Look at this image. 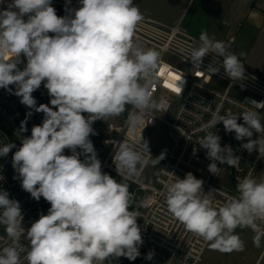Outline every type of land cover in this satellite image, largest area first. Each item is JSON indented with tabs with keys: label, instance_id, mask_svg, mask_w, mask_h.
Returning <instances> with one entry per match:
<instances>
[{
	"label": "clouds",
	"instance_id": "clouds-1",
	"mask_svg": "<svg viewBox=\"0 0 264 264\" xmlns=\"http://www.w3.org/2000/svg\"><path fill=\"white\" fill-rule=\"evenodd\" d=\"M70 3L66 0L63 16L57 15L52 0H11L0 9V89L19 97L29 109L18 134L28 131L27 121L34 112L43 113L42 122L32 126L18 148L15 143L0 145V157L15 148L12 167L22 189L36 201L43 198L50 204L47 214L41 213L26 229L19 201L0 190V225L10 241L0 248V264H112L119 257L135 261L141 255L144 241L138 213L130 210L132 194L126 183L102 171L89 137L96 134L95 121L119 117L128 106V126L134 133L146 112L167 107L153 98L159 77L170 76L165 86L182 95L183 75H174L169 65H162L159 51L136 43V30L144 17L134 0H79L78 8L68 7ZM199 40L190 53L194 68L200 69L203 59L214 53L222 62L213 57L206 70L211 77L223 68L233 83L245 79L240 60L244 53L228 51L223 41L206 31ZM21 54L26 58L22 70L18 67ZM42 83L50 101L37 105L33 93ZM251 104L264 103L252 100ZM218 113L219 109L202 129L222 123L237 141L247 138L243 149L264 157V123L258 112ZM240 116L243 123H238ZM254 133L259 134L257 139H252ZM220 140L212 131L198 141L212 161L208 171L214 175L220 170L217 161L234 168L240 163L231 146L222 147ZM142 142L147 157L127 141L119 142L113 156L118 175H135L138 165L150 162L149 143L143 138ZM66 149L70 154H65ZM164 158L162 152L151 162ZM236 179L238 196L217 205L202 195L204 181L188 172L166 185L168 212L214 251H243L244 241L236 229L245 227L255 232L253 244L260 247L264 180L257 181L251 173ZM152 257L149 252L145 258Z\"/></svg>",
	"mask_w": 264,
	"mask_h": 264
},
{
	"label": "built area",
	"instance_id": "built-area-1",
	"mask_svg": "<svg viewBox=\"0 0 264 264\" xmlns=\"http://www.w3.org/2000/svg\"><path fill=\"white\" fill-rule=\"evenodd\" d=\"M10 2L11 0H4V3L0 4V9L5 8ZM65 4L66 0H52L53 6H65ZM68 7H80L79 0H71ZM143 17L136 30V43L144 49L154 48L159 51L162 65H169V70L174 75H183L182 95L175 94L165 86V82L171 79L170 76L167 74L160 76L159 82L155 85L153 98L158 102L163 101L167 107L146 112L143 122L137 125L134 133L130 132L128 126L131 107L123 119L112 120L106 117L103 125L104 137L94 147L97 153L103 155L101 163L103 172L114 174L134 185V189L130 190L133 197L131 206L132 210L138 213V224L142 229L144 241L142 250L145 256L149 252L153 253L152 259H147L148 264H200L210 244L187 231L168 212L165 201L166 185L177 178L183 179L186 173L191 172L196 178L204 181L205 193L202 195H208L215 204L220 205L229 197L238 196L237 176L243 179L251 173L252 178L257 181L262 180L260 170L264 157H259L256 150L249 153L241 147L242 143L247 142V138L237 141L235 133H226L222 123L208 129H202V125L207 124L212 114L218 109L219 115L239 116L248 110H254L260 115L264 110V104L253 106L251 101L264 103V79L249 68L241 58L245 67L243 81L233 83L226 76L223 68L211 77L206 70L213 62V57L221 62L222 58L210 53L203 59L200 69L194 68L189 60L190 53L193 48L199 46L200 40L183 27L181 20L168 23L148 15ZM229 38L230 44L226 47L228 51L236 53L231 45L235 37ZM20 59L23 62L18 64V67L22 70L26 64V58L21 54ZM229 85L232 86L229 87ZM10 87L15 91L14 86ZM33 96L36 98L37 105L49 104L50 97L43 83ZM28 111L29 109L20 103L19 97L5 89H0V145L15 143L18 148L22 137L30 136L32 126L42 122L43 113L34 112L27 121L28 131L18 134L20 123L25 119ZM84 115L87 116L86 113ZM196 116L200 119L197 120ZM238 123H243L242 116L238 118ZM160 125L165 128L168 137L166 149L156 153L149 144L152 156L149 157L150 162L143 167L138 165V173L135 175H118L113 156L119 142L127 141L142 156L147 157L148 154L143 152L142 138L146 140L147 133ZM212 131L221 137L222 147L231 146L234 155L240 157L238 168L227 164L222 165L217 161V166L220 167L219 172L216 175L209 173L208 165L212 161L207 158L206 150L199 145L198 141L207 132ZM185 136H189L190 140ZM258 136L259 134L254 133L252 139H257ZM15 151L14 148L6 157H0V190L7 191L10 199L19 201L24 216L23 225L27 229L41 213L47 214L50 204L43 198L36 201L22 189L18 174L12 167V156ZM162 152H165V158L159 161V165L154 170L156 163H152L151 160L156 159ZM65 154H70L69 150L66 149ZM139 189L145 193L140 201L135 199V193ZM211 190L217 191L207 193ZM260 227L264 228V224ZM9 242L5 231L0 230V248L7 246ZM21 243L26 246L28 242L22 237ZM21 255L23 256V253ZM112 264H129V260L119 257L114 259Z\"/></svg>",
	"mask_w": 264,
	"mask_h": 264
},
{
	"label": "rangeland",
	"instance_id": "rangeland-1",
	"mask_svg": "<svg viewBox=\"0 0 264 264\" xmlns=\"http://www.w3.org/2000/svg\"><path fill=\"white\" fill-rule=\"evenodd\" d=\"M134 3L143 15L152 16L168 23H176L181 20L183 27L197 37L202 31H206L209 37L215 40L231 35H234L235 39L247 38L250 41L264 39V0H192L191 2L190 0H134ZM54 7L57 15H66L65 6ZM233 47L237 50L236 41L233 42ZM257 48V46L253 47L251 51L259 50ZM169 60L173 62L172 59ZM221 85L224 86V84ZM130 107L128 106L127 110L119 117L109 118L112 120L125 118ZM259 116L261 122L264 123V110ZM93 124L96 134L92 142L95 146L104 137L105 119L97 120ZM146 140L156 153L164 151L168 146V137L162 125L150 130L146 135ZM97 155L102 163L103 155L100 153ZM158 165L159 163H156L153 169L155 170ZM108 174L119 182L131 186L132 190L134 189V185L124 179L111 173ZM260 178L264 180V162L260 170ZM144 194V191L137 190L135 199L142 200ZM0 230H4L3 225H0ZM236 232L244 241L243 251L221 253L212 250L209 245L200 264H264V239L261 240V246L256 247L253 244L255 235L253 230L245 227L237 228ZM141 251L145 256L144 251L142 249ZM129 264H141L140 256L135 261H129Z\"/></svg>",
	"mask_w": 264,
	"mask_h": 264
},
{
	"label": "crops",
	"instance_id": "crops-1",
	"mask_svg": "<svg viewBox=\"0 0 264 264\" xmlns=\"http://www.w3.org/2000/svg\"><path fill=\"white\" fill-rule=\"evenodd\" d=\"M234 36V35H231ZM229 38V37H227ZM227 38H222V39H218V41H223L225 43L226 46H228L230 44L229 39ZM236 41V48L235 49L237 55H239V53H244L243 56H241L240 58L245 62V64L251 68L252 70H254L256 73H258L263 79H264V51L263 47H264V39H259V40H248L247 38H234V41ZM233 46V43L231 44ZM258 47L259 50H255V51H251V49L253 47ZM234 48V47H233ZM257 48V49H258Z\"/></svg>",
	"mask_w": 264,
	"mask_h": 264
},
{
	"label": "trees",
	"instance_id": "trees-1",
	"mask_svg": "<svg viewBox=\"0 0 264 264\" xmlns=\"http://www.w3.org/2000/svg\"><path fill=\"white\" fill-rule=\"evenodd\" d=\"M89 138L92 141L95 138V135H90ZM128 188H129V192H130V190L132 189L131 186H128ZM130 210H132V206H131V209ZM140 253H141V255H140V262H141V264H148V261L145 258L146 256H144V254L142 253L141 249H140Z\"/></svg>",
	"mask_w": 264,
	"mask_h": 264
},
{
	"label": "water",
	"instance_id": "water-1",
	"mask_svg": "<svg viewBox=\"0 0 264 264\" xmlns=\"http://www.w3.org/2000/svg\"><path fill=\"white\" fill-rule=\"evenodd\" d=\"M141 249H142V245H141V247H140Z\"/></svg>",
	"mask_w": 264,
	"mask_h": 264
}]
</instances>
